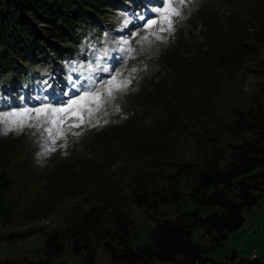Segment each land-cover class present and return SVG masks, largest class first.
Here are the masks:
<instances>
[{
	"label": "rangeland",
	"instance_id": "rangeland-1",
	"mask_svg": "<svg viewBox=\"0 0 264 264\" xmlns=\"http://www.w3.org/2000/svg\"><path fill=\"white\" fill-rule=\"evenodd\" d=\"M261 1L190 0L174 5L181 13L172 17L174 31L161 32L159 22L147 29L144 24L161 15L153 9L161 7L162 0H113L100 33L90 31L79 48L61 49L62 42L52 40L59 51L44 47L47 56L34 60L37 72L27 85L1 86L0 111H7L62 103L89 85V77L107 80L117 70V81H130L98 112L92 101H82L75 112L91 110L92 118L78 128L69 129L67 123L87 117L71 113L56 117L57 122L64 120L59 129L36 121L35 113L24 117L19 127L0 124V155L10 164L13 178L7 193L14 200L13 222L4 230H31L13 240L0 238V258L47 257V229L107 201L104 214L111 206L122 207L133 219L129 243L147 242L153 219L131 200L130 187L142 179L149 187L160 186L176 161L194 159L213 140L222 145L229 140L225 124L233 119L234 109L247 105L263 84L255 67L264 59V43L251 33ZM156 35L166 39L157 40ZM244 36L251 44L240 45ZM158 85L162 91L155 101L143 102L141 95ZM46 128L55 135L50 137ZM177 186L187 190L184 180ZM161 206L167 217L173 216V205ZM194 206L185 195L180 209ZM196 206L200 214L215 209ZM243 213V223L216 244L210 243L208 233L193 229L191 238L203 245L201 254L217 261L227 260L233 251L244 258L251 252L264 258V196ZM40 219L48 222L41 224ZM93 257L97 264L110 262L101 246L94 248ZM81 258L65 237L61 252L50 255L52 264H80ZM152 264L170 262L153 257Z\"/></svg>",
	"mask_w": 264,
	"mask_h": 264
},
{
	"label": "trees",
	"instance_id": "trees-1",
	"mask_svg": "<svg viewBox=\"0 0 264 264\" xmlns=\"http://www.w3.org/2000/svg\"><path fill=\"white\" fill-rule=\"evenodd\" d=\"M112 3L113 0H0V88L5 84L13 88L27 85L29 76L37 72L34 60L46 57V49L58 50L52 40L61 41V49L69 45L79 48L90 31L100 33L108 24L104 17ZM255 19L253 39L264 43V0L257 5ZM245 40L246 36L238 41L240 45L252 42ZM164 54H160L162 58ZM255 71L263 79L262 87L247 105L234 109L233 119L225 124L230 137L224 145L215 144L210 135L209 149L194 159L176 161L175 170L164 175L162 185L149 187L142 179L130 187L131 200L142 205L153 219L147 242L129 243L133 219L128 211L116 206H111L106 216L102 210L110 206L107 201L90 205L76 219L47 229V257H3L0 264H52L50 255L61 252L63 237L73 252L82 255L80 264H97L93 257L96 246L106 252L109 264H152L153 257L170 264H264V258H244L236 251L225 261L213 260L202 255L203 245L191 238L192 230L199 228L210 235L211 244L218 243L243 223L244 209L264 196V59ZM160 86L142 94V101H155L162 91ZM12 178L7 156L1 154L0 238L8 240L31 232L4 230L13 222L14 200L7 193ZM181 180L186 191L177 186ZM185 195L195 206L181 210ZM200 204L214 205L215 209L200 214L196 206ZM161 205H173V216L167 217Z\"/></svg>",
	"mask_w": 264,
	"mask_h": 264
},
{
	"label": "snow or ice",
	"instance_id": "snow-or-ice-1",
	"mask_svg": "<svg viewBox=\"0 0 264 264\" xmlns=\"http://www.w3.org/2000/svg\"><path fill=\"white\" fill-rule=\"evenodd\" d=\"M190 2V0H162V6L159 8L153 9L154 12L161 14L155 19H148L144 28L147 29L149 25L155 24L159 22L161 24L160 31L172 32L174 28L172 27L174 20L172 17L180 16V10L178 7L174 5L185 4ZM165 23L167 27H164ZM133 35H136L133 33ZM155 38L157 40H165L166 37L156 35ZM143 39H147L144 37ZM123 43H127L124 41ZM90 67V66H89ZM107 71V68L104 69ZM135 71V69H132ZM119 75V70L116 73H110L109 78L107 80H96L92 81L91 77H89L90 83L87 86H84L81 91L75 96L69 97L62 103L52 104V103H42L34 108H11L7 111H0V124L2 125H11L16 123L19 127L23 118L30 115V113H35L36 121H43L45 123H51L53 128L59 129V127L64 123L63 117H61L60 121L57 122L56 117L60 116V114H73L74 117H87V120L80 119V123L72 124L71 122L67 123V127L71 129L72 127H80L81 124L85 122H90L92 118L91 110H81L79 113L75 112V108L83 102L92 101L95 105L94 110L100 111V109L106 104L116 99L115 93L123 92L127 86V83L130 81L125 80L123 82L117 81L116 77ZM97 85H103V87H97ZM117 110H119V106L117 105ZM28 127H32L33 124H28ZM35 126L39 127V123ZM49 132V136L52 137L55 134L51 131V129H45ZM75 135H79V133H74Z\"/></svg>",
	"mask_w": 264,
	"mask_h": 264
},
{
	"label": "built area",
	"instance_id": "built-area-1",
	"mask_svg": "<svg viewBox=\"0 0 264 264\" xmlns=\"http://www.w3.org/2000/svg\"><path fill=\"white\" fill-rule=\"evenodd\" d=\"M253 257H255V252H251L250 253V257L249 258H253Z\"/></svg>",
	"mask_w": 264,
	"mask_h": 264
},
{
	"label": "bare ground",
	"instance_id": "bare-ground-1",
	"mask_svg": "<svg viewBox=\"0 0 264 264\" xmlns=\"http://www.w3.org/2000/svg\"><path fill=\"white\" fill-rule=\"evenodd\" d=\"M255 256H256V253H255Z\"/></svg>",
	"mask_w": 264,
	"mask_h": 264
}]
</instances>
